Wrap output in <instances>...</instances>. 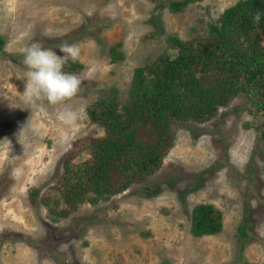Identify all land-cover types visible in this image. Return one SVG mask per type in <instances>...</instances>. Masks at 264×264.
<instances>
[{"label":"rangeland","instance_id":"rangeland-1","mask_svg":"<svg viewBox=\"0 0 264 264\" xmlns=\"http://www.w3.org/2000/svg\"><path fill=\"white\" fill-rule=\"evenodd\" d=\"M170 1L0 0V264H264L263 153L244 128L242 94L206 122L173 124L171 146L146 181L105 200L85 198L66 218L49 213L66 206L56 188L62 157L104 135L86 107L110 88L124 101L134 69L169 49L171 34L205 38L238 0H197L176 13ZM63 42L81 48V67L63 70L82 81L66 105L78 113L71 125L60 119L63 106L45 101L44 115L23 100V49L39 43L62 55ZM115 44L123 57L111 61ZM86 158L83 151L73 163ZM199 204L221 212L219 234L192 236Z\"/></svg>","mask_w":264,"mask_h":264},{"label":"trees","instance_id":"trees-1","mask_svg":"<svg viewBox=\"0 0 264 264\" xmlns=\"http://www.w3.org/2000/svg\"><path fill=\"white\" fill-rule=\"evenodd\" d=\"M195 1L172 0L168 10L176 13ZM257 11L259 23L253 20ZM170 41L169 49L154 61L134 69L124 101L110 88L108 96L86 107L88 119L100 125L104 135L85 138L84 147L77 144L62 157L56 188L66 206L57 212L50 208V214L66 218L85 198L105 200L130 182L146 181L171 146L173 124L206 122L240 94L246 99L241 111L250 115L244 128L255 133L264 165V0H238L208 24L205 38L182 41L171 34ZM4 46L0 35V52ZM116 48L118 44L109 48L111 61L123 57ZM78 67L69 61L63 70ZM83 151L87 158L74 164ZM30 195L36 198L38 190ZM222 225V214L212 204H199L191 211L194 237L217 235ZM238 234L244 243L245 223Z\"/></svg>","mask_w":264,"mask_h":264},{"label":"clouds","instance_id":"clouds-1","mask_svg":"<svg viewBox=\"0 0 264 264\" xmlns=\"http://www.w3.org/2000/svg\"><path fill=\"white\" fill-rule=\"evenodd\" d=\"M261 14L257 11L253 17L259 23ZM59 53L52 49L43 48L39 43H33L23 49V64L26 71L23 73L25 88L23 100L26 105L46 115L49 106L61 108L60 119L68 125L74 124L78 113L69 109L67 102L78 95L81 90V79L75 74L63 71L64 65L71 61L77 62L80 58L79 44L63 42Z\"/></svg>","mask_w":264,"mask_h":264}]
</instances>
